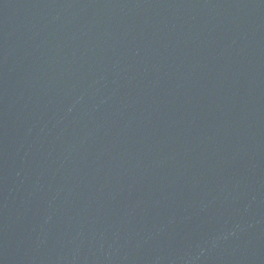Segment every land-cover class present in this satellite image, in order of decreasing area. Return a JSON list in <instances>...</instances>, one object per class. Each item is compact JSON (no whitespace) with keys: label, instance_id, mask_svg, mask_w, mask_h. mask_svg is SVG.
Instances as JSON below:
<instances>
[{"label":"water","instance_id":"water-1","mask_svg":"<svg viewBox=\"0 0 264 264\" xmlns=\"http://www.w3.org/2000/svg\"><path fill=\"white\" fill-rule=\"evenodd\" d=\"M0 264H264V0H0Z\"/></svg>","mask_w":264,"mask_h":264}]
</instances>
